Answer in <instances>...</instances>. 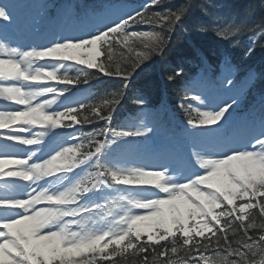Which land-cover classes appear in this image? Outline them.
I'll list each match as a JSON object with an SVG mask.
<instances>
[{"label":"snow or ice","instance_id":"obj_1","mask_svg":"<svg viewBox=\"0 0 264 264\" xmlns=\"http://www.w3.org/2000/svg\"><path fill=\"white\" fill-rule=\"evenodd\" d=\"M19 7L0 0V141L14 149L0 144V264H264V99L244 145L177 148L154 164L136 154L155 125L113 126L123 89L136 69L163 56L191 10L187 0H146L90 28L101 13L85 6L79 34L40 46L5 35ZM201 30L229 42L251 31V55L264 41V18L255 27L230 19ZM225 63L222 95L186 86L179 107L192 129L222 128L238 109L244 84ZM183 75L175 68L167 79ZM99 76L120 79L121 88L98 101L76 96ZM253 78L247 73L245 83Z\"/></svg>","mask_w":264,"mask_h":264},{"label":"trees","instance_id":"obj_2","mask_svg":"<svg viewBox=\"0 0 264 264\" xmlns=\"http://www.w3.org/2000/svg\"><path fill=\"white\" fill-rule=\"evenodd\" d=\"M210 1L215 8L213 12L199 18L194 17L192 14L190 16L187 15L183 24L172 34L163 56H154L150 61H146L140 68L136 69L131 81L128 83V88L123 89L125 94L124 100H131L132 94L128 95V92L133 87H136L140 90L143 97L151 103L159 99L164 93L169 92L176 96L175 101H177L181 93L182 81L190 73L192 61L198 60L195 51L205 50L210 44H216L222 40L212 30L202 31V25H210L218 14H222L225 21L235 19L238 22L246 23L249 27L257 26L261 22V19L264 18V0ZM184 2L186 0H175L173 4L169 5L174 6ZM187 2L191 5L192 11L195 14L201 9L208 10L204 0H187ZM252 34L251 31L246 30L234 37L233 42L240 46L242 45L241 42ZM251 63L261 73L259 82H261V88L264 89V41L257 43ZM175 68H183L184 75L182 78H178L177 81H169L167 76ZM122 83L121 81L115 90L120 89ZM164 85L166 88H164Z\"/></svg>","mask_w":264,"mask_h":264},{"label":"rangeland","instance_id":"obj_3","mask_svg":"<svg viewBox=\"0 0 264 264\" xmlns=\"http://www.w3.org/2000/svg\"><path fill=\"white\" fill-rule=\"evenodd\" d=\"M91 24H93V23H91ZM49 41V39L46 37L45 39H44V43H47Z\"/></svg>","mask_w":264,"mask_h":264},{"label":"bare ground","instance_id":"obj_4","mask_svg":"<svg viewBox=\"0 0 264 264\" xmlns=\"http://www.w3.org/2000/svg\"><path fill=\"white\" fill-rule=\"evenodd\" d=\"M22 36H20V38H21Z\"/></svg>","mask_w":264,"mask_h":264}]
</instances>
